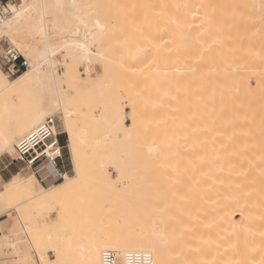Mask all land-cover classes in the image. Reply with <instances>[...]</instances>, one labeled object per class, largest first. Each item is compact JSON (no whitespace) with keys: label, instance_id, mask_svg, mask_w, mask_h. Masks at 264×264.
<instances>
[{"label":"bare ground","instance_id":"1","mask_svg":"<svg viewBox=\"0 0 264 264\" xmlns=\"http://www.w3.org/2000/svg\"><path fill=\"white\" fill-rule=\"evenodd\" d=\"M21 3H43L53 7L45 10L44 13L47 39L34 32L38 17L33 20L25 18L11 26L10 31L17 43L23 45V49H17L28 60L29 67L12 79H9L3 71L0 72V155L13 147V158L15 157V143L29 132V129L34 128L32 121L41 107L46 113L40 118L41 120L49 115H55L61 124L67 112L70 113L69 118L77 137L81 173L77 179L70 139L66 131H63L67 136V147L74 169V174L69 176V179L77 182L64 188L62 185L66 181L61 179L58 182H50L45 187L29 167L27 168L32 172L18 169L4 179L3 187L0 189V221L7 222L11 219L13 223H17V217L22 213L24 219L17 223V229L25 225L26 221L22 236L26 242L32 240V236L28 234L29 229L38 237V230L41 228L44 234L41 247L46 264L57 259L60 264H95L101 259L102 251L106 249L116 253V264H123L125 253L146 252L150 247L145 237L151 235L153 221L156 222L157 232L163 230L167 236L166 244L156 237L152 238L156 240V251L151 257L153 260L161 261L162 264H205V262L259 264L264 258V176L260 175V181L256 183L257 187H252L251 175L248 171L249 157L244 163L241 159L242 163L238 160V164L234 167V180L228 192L229 197H222L221 203L216 205L212 214H205L203 209L197 210L196 213L191 212L190 204L180 196H176L173 200L164 199L154 203L144 192L145 188L153 186L162 174L159 167L161 160L157 158V153L164 148L163 144L159 143L156 148L151 144L145 145L137 150L136 157L128 152L125 153L124 145L132 136L133 130L125 123L126 114L130 113V110L128 112L125 109L126 101L102 98L96 104L90 97L93 89H97V93L102 94L105 88L99 80L103 75L96 72L93 76L95 69L92 60L111 59L106 46L114 31L119 29L117 26L115 28L106 25V22L97 17L96 12L101 9L110 14L118 11L129 18L133 12L139 10L140 0H108L105 6L93 10L92 18L99 19L101 24L105 25L103 43H92L91 39L85 41L84 33L87 29L82 25L79 35H74L78 21L73 17L82 13L69 6L72 3L96 4L95 2L20 0V3H15L16 5L9 2V7L10 5L19 7ZM57 3L64 4L65 8L54 7ZM256 4L259 2L257 1ZM175 14L176 7L170 3V23L175 20ZM13 15L14 13L8 19H12ZM154 15L153 12L151 16L153 20L148 30L138 32L136 36L138 47L133 51H125L130 58H135L144 52L146 47L141 46L155 38L162 24L165 23L164 19L158 21ZM85 19L88 17L85 16ZM49 20H59L61 26L68 31L62 35L52 32L48 24ZM8 30L3 21L0 24V40L4 39L3 33ZM91 30L99 34V29ZM168 36L171 41L172 38H176V32L171 29ZM12 38L9 36L6 41L9 42ZM179 38L184 54L183 47L188 37L183 34ZM75 43L86 44L87 50L66 46ZM212 52L210 51V56L213 55ZM97 53H102L103 58ZM183 54L180 65L170 64L169 68L158 66L155 69L173 71L183 77L190 70L184 64ZM81 65L83 73L79 70ZM103 72H106V68H103ZM76 93L82 96L78 99L73 98ZM89 109H94L92 118L96 122L91 127L83 123V115ZM6 140L7 145H5ZM140 160H144L143 164ZM164 160L166 161V158ZM133 161L140 166L133 168L131 166ZM109 169H113L115 176L129 188L128 193L122 198L121 203L114 207L112 213L101 217L103 228L94 229L89 227L88 223H78L77 220L88 219L92 215L79 213L75 216L72 213L73 208L78 210V207L79 209L81 207L80 205L75 207L72 203L74 192L85 182L89 174H111ZM140 175L142 177H139ZM30 176L33 177L34 184L29 182ZM53 189L59 190L52 191ZM62 201L67 203L61 209L59 204ZM9 202L13 205L10 213L6 208ZM165 202L169 208L165 217L166 223L161 224L155 209L163 207ZM43 208H49V212H53L56 218L51 224L42 218L41 226L34 227L33 224L40 212L36 214L33 211ZM17 209L21 211L18 212ZM66 258L71 259L70 263L65 261ZM35 259L39 261V254Z\"/></svg>","mask_w":264,"mask_h":264},{"label":"rangeland","instance_id":"2","mask_svg":"<svg viewBox=\"0 0 264 264\" xmlns=\"http://www.w3.org/2000/svg\"><path fill=\"white\" fill-rule=\"evenodd\" d=\"M16 1L20 3V0ZM89 1L101 7L108 2ZM170 3L176 7L174 18L182 27L170 23ZM261 3L262 0H140L139 10L129 18L118 11L110 14L101 9L96 12L106 25L119 29L114 31L106 46L111 59L92 60L93 76L96 72L102 74L103 77L98 79L105 88L102 94L93 89L90 97L96 104L102 98L126 101L125 109L130 113L126 114L125 123L133 130L124 145L125 153L136 157L137 150L145 145L156 148L159 143L163 144L164 152L161 150L160 154L165 155V167H160L162 174L144 192L152 202L180 196L190 204L191 212L203 209L205 214H212L222 197H229L234 167L240 159L244 163L247 157L250 160V181L252 187H257L264 170V24L260 20ZM153 12L158 21L164 19L165 23L155 38L141 46L146 47L145 51L130 58L125 51L138 47L136 36L139 31L148 30ZM171 29L176 32V38L170 41ZM183 34L188 37L184 54L179 42V36ZM0 41L8 43L5 39ZM2 47L0 44V49ZM210 51H213L212 56ZM182 54L185 66L190 68L183 77L173 71L155 69L180 65ZM79 70L83 73L82 65ZM81 96L76 93L73 98ZM93 112L94 109L85 111L84 125L96 124ZM61 140L71 171L68 176H71L74 169L63 131ZM12 148L0 155V189L4 179L18 169L32 172L13 161ZM133 162L131 166L136 168L139 164ZM109 171L111 174L107 175L89 174L74 192L72 203L81 207L78 210L73 208L72 213L75 216L79 213L92 215L77 220L78 223H88L94 229L103 228L101 217L112 213L128 193L129 188L115 176L113 169ZM66 203L62 201L59 207L62 209ZM33 212H40L34 227L41 226L42 218L50 224L56 218L49 208ZM38 238L42 243L44 234L41 228ZM65 261L70 263L71 259Z\"/></svg>","mask_w":264,"mask_h":264},{"label":"snow or ice","instance_id":"3","mask_svg":"<svg viewBox=\"0 0 264 264\" xmlns=\"http://www.w3.org/2000/svg\"><path fill=\"white\" fill-rule=\"evenodd\" d=\"M53 7L52 5H47L43 3H31V4H19V7L11 6L10 5V12L8 8L4 9V24L8 27V31H5L3 33V37L5 40L9 38V36H12L13 38L8 43H3V41H0V44H3L2 49H0V72L2 71H13L14 66L12 69H9V64L12 63V56L13 53L16 51L17 48L23 49V45H20L17 43V40L11 33L10 29L11 26L14 23H18L22 21L25 18H28L30 20L35 19L38 17V21L36 23V26L34 28V32L37 33L39 36L48 38L47 31L44 27L45 23V10ZM54 7L59 9H64L65 5L62 3H57ZM70 8L82 13V15H74V19L78 21V24L75 29L74 35H79L80 32V26L82 25L87 31L84 33V39L85 41L91 39L92 43H103L104 42V34H105V25L101 24L99 19H93V10L101 7L97 4L87 3V4H77L72 3ZM177 7H180L179 5ZM186 7V6H185ZM261 9V17L260 20L262 24H264V0H262V3L260 5ZM14 13L12 16V19H8V16L10 14ZM85 16L88 17V19H85ZM172 24H175L177 27H182V25L178 24L176 20L171 21ZM49 27L51 28V31L54 33H57L58 35H62L64 32H67L68 29L61 26V23L59 20H49L48 21ZM91 25V28H90ZM99 29V34L93 32L91 29ZM212 43H215L213 40ZM66 46H75L80 49L87 50L86 44L81 43H75L74 45H66ZM212 44L210 43L208 45V48L210 49ZM138 51H142L139 50ZM98 56H101L103 58L102 53H97ZM23 79V78H22ZM46 115L45 110L41 107L37 110V115L33 119L32 124L39 133V138L41 139V147L43 151H37L34 154V157L32 160L29 161V164H33L34 161L38 159H43V165L41 166L39 170V177H44L48 180H52L54 177H60L62 173H64V169L60 167V158L62 156V149L59 146V142L57 139V135L59 131H66L69 139H70V147L72 152V161L75 166V171L77 173V179L79 178V175L81 173V160L79 156V149L77 147V137L74 133L72 122L70 120V113H65V117L62 118V124L60 125V128L58 129L55 126V120H53V126L51 128L49 127H41L42 120L41 117H44ZM31 131V129H29ZM195 131V130H194ZM29 142L31 144L32 141L37 139L36 133L32 132L31 135L28 136ZM8 144V141H5V145ZM168 147L170 148L171 145L169 144ZM157 158L161 160V163L159 167H165L164 164V157L158 152ZM261 175L264 176V170L261 171ZM63 179L66 181L62 187L67 188L72 184H75L76 180L69 179L68 175H64ZM30 183H35L33 177H29ZM59 189H53L52 191H58ZM175 195V194H174ZM11 202H9L6 205L7 210L11 211L12 208ZM169 205L167 202L164 203L163 207H158L155 209V211L158 213L160 217V223L164 224L166 223L165 217L168 212ZM18 212H20V209H17ZM21 219H24L22 213L21 216L17 217V223ZM17 223H13L11 219H9L7 222L0 221V264H46L41 243L39 241V238L29 229L28 234L32 236V240L30 242H26L22 239L23 236V230L26 226L21 225L20 229H17ZM10 225V226H9ZM156 222L153 221V229L150 236L145 237L146 240L149 241L150 247L146 249V252L148 253L149 259L148 264H162L159 260H152L151 254L156 251V240L152 239L153 237H156L160 242L166 244L167 243V236L163 230H160L157 232L156 230ZM39 254L40 259L37 261L35 259L36 255ZM107 253L105 252L103 254L104 258L99 259L95 262V264H112L111 261L107 259ZM4 257H11L10 259H6ZM47 264H60L59 259H57L55 262H47ZM205 264H209V262H205ZM255 264V262H253ZM259 264H264V258L259 261Z\"/></svg>","mask_w":264,"mask_h":264},{"label":"built area","instance_id":"4","mask_svg":"<svg viewBox=\"0 0 264 264\" xmlns=\"http://www.w3.org/2000/svg\"><path fill=\"white\" fill-rule=\"evenodd\" d=\"M9 2L17 3L16 0H0V24L4 21V9L8 8L10 12ZM13 66H14L13 71H4L8 77L16 76L17 74L26 70L29 67L28 60L23 56V54H21V52L18 49H16V51L13 53L12 63L9 64L8 67L9 69H12ZM53 120H55V126L59 129L60 128L59 121L57 116L55 115H49L45 117L42 120L41 127L51 128L53 126ZM32 132L36 133L37 139L32 141L30 144L28 136L31 135ZM61 134L62 131H59L57 135V139L59 142V146L62 149V156L60 158V167L64 169V173H62L60 177H54L51 181L44 177H39L38 180L44 185H47L50 182L51 183L57 182L63 179L64 175H68L71 172L68 167L65 145L61 140ZM41 143L42 142L41 139L39 138V133L34 127L31 129V131L27 132L22 137H20L14 145L15 157L13 158V161L23 165L25 168L29 167L34 172L36 177L39 176V170L43 165V159H38L34 161L33 164H29V161L33 159L34 154L37 151H41V152L43 151L41 147ZM105 252L108 254L107 259L111 261L112 264H116V253L113 250H109V249L103 250L101 253V259L104 258L103 254ZM148 259L149 256L147 252H127L125 253L123 258V264H148Z\"/></svg>","mask_w":264,"mask_h":264}]
</instances>
